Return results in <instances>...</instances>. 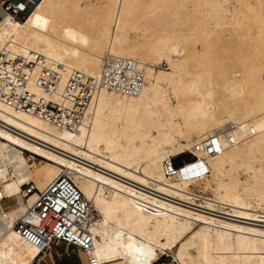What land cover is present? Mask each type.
I'll use <instances>...</instances> for the list:
<instances>
[{
    "label": "bare ground",
    "instance_id": "bare-ground-1",
    "mask_svg": "<svg viewBox=\"0 0 264 264\" xmlns=\"http://www.w3.org/2000/svg\"><path fill=\"white\" fill-rule=\"evenodd\" d=\"M28 1L19 20L0 0V56L98 75L113 54L146 83L103 89L76 130L0 101V264L50 259L15 224L61 175L89 201L93 264H264V0ZM187 151L207 166L176 167Z\"/></svg>",
    "mask_w": 264,
    "mask_h": 264
},
{
    "label": "built area",
    "instance_id": "built-area-1",
    "mask_svg": "<svg viewBox=\"0 0 264 264\" xmlns=\"http://www.w3.org/2000/svg\"><path fill=\"white\" fill-rule=\"evenodd\" d=\"M20 4L5 0L3 7L13 17L24 20L26 6ZM36 56L38 60L25 61V52L13 56L9 51L2 52L0 62L5 70H0V101L14 111L38 116L63 129L76 130L84 125L92 101L103 89L136 95L146 83L144 70L139 62L131 58L108 54L102 71L92 75L77 69L66 70L60 62L43 55ZM17 76L20 80L18 85L15 82ZM73 80L77 81L75 86L72 85ZM202 142L196 147L206 154L220 151L216 137L210 135ZM191 156L193 159L189 164L207 166L205 156L198 157L194 153ZM172 166L171 161H166L168 174L171 168L176 171ZM185 166L178 169L182 170ZM208 172L210 169L205 168L204 173ZM28 186L27 183L23 188L28 189L30 194L32 191ZM74 210H81L83 219L72 216ZM26 217L33 221L26 220ZM89 227V201L68 175H61L44 192H40V197L28 205L15 224V228L43 252L48 251L51 245L62 248L67 244L69 248L86 253L87 248L93 245ZM86 259L88 264H93L88 256Z\"/></svg>",
    "mask_w": 264,
    "mask_h": 264
},
{
    "label": "rangeland",
    "instance_id": "rangeland-1",
    "mask_svg": "<svg viewBox=\"0 0 264 264\" xmlns=\"http://www.w3.org/2000/svg\"><path fill=\"white\" fill-rule=\"evenodd\" d=\"M4 1L5 0H3V2ZM164 63H167V62H164ZM173 157L182 159L181 162L178 165H176V167L181 165L184 161L192 159L191 152H189V151H187L183 154H180L178 156H173ZM174 158H173V163H174ZM207 194H209V192H207ZM10 203L11 202L9 200H6L4 202V206L5 207L9 206ZM69 249L71 250V252L66 253V250L64 249L63 246H62V248L60 246L54 247L53 251H52L53 264H88L87 259H86L85 255L83 254V252H81L80 250H76L72 247H70ZM58 253H60V255H58ZM56 255H57V257H56ZM40 264H50V262H48V263L42 262ZM155 264H177V263L173 260V257H171L169 254H166V255H163Z\"/></svg>",
    "mask_w": 264,
    "mask_h": 264
},
{
    "label": "crops",
    "instance_id": "crops-1",
    "mask_svg": "<svg viewBox=\"0 0 264 264\" xmlns=\"http://www.w3.org/2000/svg\"><path fill=\"white\" fill-rule=\"evenodd\" d=\"M66 253H69V250H67ZM59 255H60V253H59ZM52 258H53L52 257V253H50V259H47L46 262L47 263L50 262V264H53V259Z\"/></svg>",
    "mask_w": 264,
    "mask_h": 264
},
{
    "label": "trees",
    "instance_id": "trees-1",
    "mask_svg": "<svg viewBox=\"0 0 264 264\" xmlns=\"http://www.w3.org/2000/svg\"><path fill=\"white\" fill-rule=\"evenodd\" d=\"M179 158H174V165L176 166V165H178L180 162H181V160L182 159H179Z\"/></svg>",
    "mask_w": 264,
    "mask_h": 264
}]
</instances>
